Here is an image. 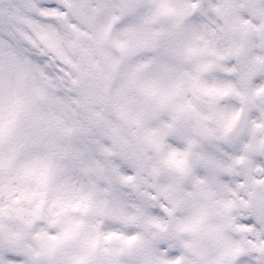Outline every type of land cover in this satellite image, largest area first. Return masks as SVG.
<instances>
[{
  "label": "snow or ice",
  "instance_id": "6c2138e0",
  "mask_svg": "<svg viewBox=\"0 0 264 264\" xmlns=\"http://www.w3.org/2000/svg\"><path fill=\"white\" fill-rule=\"evenodd\" d=\"M0 264H264V0H0Z\"/></svg>",
  "mask_w": 264,
  "mask_h": 264
}]
</instances>
